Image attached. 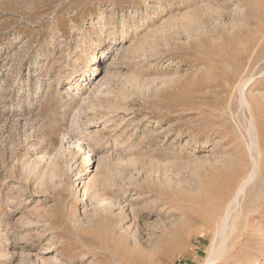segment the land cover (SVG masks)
Listing matches in <instances>:
<instances>
[{
    "label": "rangeland",
    "instance_id": "1",
    "mask_svg": "<svg viewBox=\"0 0 264 264\" xmlns=\"http://www.w3.org/2000/svg\"><path fill=\"white\" fill-rule=\"evenodd\" d=\"M222 240L264 264V0H0V264Z\"/></svg>",
    "mask_w": 264,
    "mask_h": 264
},
{
    "label": "bare ground",
    "instance_id": "2",
    "mask_svg": "<svg viewBox=\"0 0 264 264\" xmlns=\"http://www.w3.org/2000/svg\"><path fill=\"white\" fill-rule=\"evenodd\" d=\"M243 95L245 96V94H242V99H244L243 98ZM247 97V96H246ZM242 105L243 106H245V107H247V106H249L250 104L248 103V101L247 100H242ZM249 108V107H248ZM249 109H251V108H249ZM229 150H231V148L229 147V146H225V152L226 151H229ZM253 174V173H252ZM255 174V173H254ZM254 176V175H253ZM251 180H253V177H251V179L249 180V181H247L248 182V184H249V182L251 181ZM243 191H245L244 189H243ZM176 210V208H174L173 207V209L170 211V212H174ZM225 238V237H224ZM223 239V238H222ZM228 242V241H227ZM226 242V240H222V243H221V247H220V249H216V250H213L212 251V253H211V255H210V257H209V259L206 261V263L205 264H215V263H217L218 261H220L223 257H224V255H225V253H226V246H227V243ZM226 257V256H225Z\"/></svg>",
    "mask_w": 264,
    "mask_h": 264
}]
</instances>
